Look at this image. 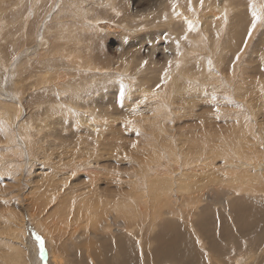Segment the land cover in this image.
I'll use <instances>...</instances> for the list:
<instances>
[{
	"label": "rangeland",
	"instance_id": "obj_1",
	"mask_svg": "<svg viewBox=\"0 0 264 264\" xmlns=\"http://www.w3.org/2000/svg\"><path fill=\"white\" fill-rule=\"evenodd\" d=\"M241 170L264 187V0H0V264H76L56 234L95 232L121 202L142 250L157 214L219 199Z\"/></svg>",
	"mask_w": 264,
	"mask_h": 264
},
{
	"label": "bare ground",
	"instance_id": "obj_2",
	"mask_svg": "<svg viewBox=\"0 0 264 264\" xmlns=\"http://www.w3.org/2000/svg\"><path fill=\"white\" fill-rule=\"evenodd\" d=\"M16 96H18L17 93ZM149 160L148 162L152 161L151 158ZM148 162V168L151 170L153 166ZM239 163H242L243 169L253 162L242 160ZM208 166V168L198 172L193 171L190 174L191 186L197 183L200 175H204L207 169H215L210 161ZM196 173L198 176L193 175ZM221 175V179L227 176L223 173ZM230 177V180L220 182V186L213 187L212 190L215 191L213 195L219 196V199L210 200L207 193H200L199 197L197 195L194 197L193 204L189 201L183 203L186 209L183 212V217L179 219H176L175 215H170V219L165 220L157 214L152 229L146 230L143 234L142 250L136 248L135 239L127 230H133L132 227L127 226L140 214V210L137 206L124 202L115 204L114 213L107 214V219L99 221L97 232L67 238L65 243L69 244L65 245L62 241V231H60L59 234H56L61 238L57 242L58 248L61 249V252L71 251L70 256L77 261H75L76 264H203L200 252L195 247L204 248L203 245L207 246L208 244L205 247L208 251H213V255L218 256V264H264V187L257 184L255 180L241 179L245 178L244 170H241L238 175L233 174ZM170 181L171 179L167 175L156 176L152 179L157 196L151 200L159 205V208L169 206L172 188L167 185L170 184ZM140 187V191L143 192V187ZM132 190H134L133 187ZM9 198L11 196L4 194L5 204H8ZM237 199H243L239 208L233 206ZM227 201L230 203L226 204ZM198 202H206V205L197 206ZM173 203H178L177 198L173 200ZM194 205L196 207L190 209ZM82 206L87 208L83 203ZM237 212L240 215H237ZM161 214L169 215L170 213L163 212ZM191 216L198 218L193 223L187 221L189 235L181 230L180 224L192 218ZM155 227H157L156 231H154ZM192 233L196 242L192 239ZM35 240L36 242L29 241V244L31 242L35 260L41 262L43 259L42 249L38 250L37 246L41 247L42 243L37 241V237ZM88 242L92 245L87 244ZM152 242L154 246L148 248ZM202 243L204 244L202 245ZM20 253L19 249L11 250V256L8 255V257H11L12 260L7 264H15L16 255ZM49 254L53 264L60 263V260H57L58 257L54 258L52 253ZM226 259L227 261H225Z\"/></svg>",
	"mask_w": 264,
	"mask_h": 264
}]
</instances>
